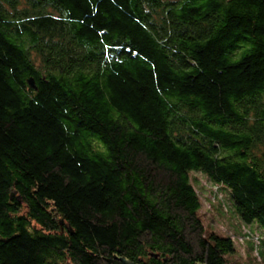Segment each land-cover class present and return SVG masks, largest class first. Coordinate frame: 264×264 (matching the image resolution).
<instances>
[{
  "label": "trees",
  "instance_id": "obj_1",
  "mask_svg": "<svg viewBox=\"0 0 264 264\" xmlns=\"http://www.w3.org/2000/svg\"><path fill=\"white\" fill-rule=\"evenodd\" d=\"M191 172L264 264V0H0V264H237Z\"/></svg>",
  "mask_w": 264,
  "mask_h": 264
},
{
  "label": "rangeland",
  "instance_id": "obj_2",
  "mask_svg": "<svg viewBox=\"0 0 264 264\" xmlns=\"http://www.w3.org/2000/svg\"><path fill=\"white\" fill-rule=\"evenodd\" d=\"M190 178L200 197L202 204L200 213L205 225L211 227L217 233L231 236L235 240L236 252L231 258L237 264H253L251 263L252 260L247 258V256L249 248L254 242L244 239V236L241 234L243 225L232 213V203L228 190L214 185L200 172H191ZM238 227L241 230L237 231ZM250 230L253 234L264 237V232L258 226L251 225ZM253 255H255V251Z\"/></svg>",
  "mask_w": 264,
  "mask_h": 264
},
{
  "label": "water",
  "instance_id": "obj_3",
  "mask_svg": "<svg viewBox=\"0 0 264 264\" xmlns=\"http://www.w3.org/2000/svg\"><path fill=\"white\" fill-rule=\"evenodd\" d=\"M29 82H30L31 86L35 88L34 80L31 79ZM122 261H123L124 264H133V263H131V262H129V261H125V260H122Z\"/></svg>",
  "mask_w": 264,
  "mask_h": 264
}]
</instances>
